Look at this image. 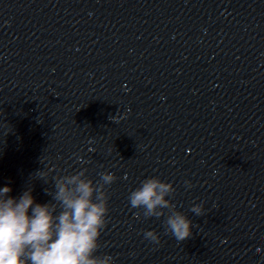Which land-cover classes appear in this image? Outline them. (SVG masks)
<instances>
[{"label": "clouds", "instance_id": "1", "mask_svg": "<svg viewBox=\"0 0 264 264\" xmlns=\"http://www.w3.org/2000/svg\"><path fill=\"white\" fill-rule=\"evenodd\" d=\"M86 171L55 178L54 203H36L31 188L18 199L9 196L10 186L0 188V264H113L110 255L95 253L108 213L105 186L116 177L101 173L102 182L95 184ZM174 191L171 183L150 177L130 193L129 202L132 208H142L146 218H159L169 209L167 230L183 241L191 236L192 221L166 199ZM191 211L199 216L202 206ZM144 235L160 242L155 231Z\"/></svg>", "mask_w": 264, "mask_h": 264}]
</instances>
